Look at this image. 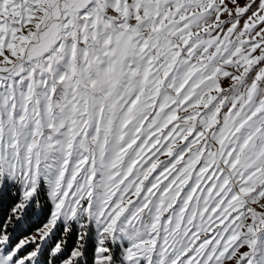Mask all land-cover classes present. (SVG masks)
I'll return each instance as SVG.
<instances>
[{
	"label": "snow or ice",
	"instance_id": "1",
	"mask_svg": "<svg viewBox=\"0 0 264 264\" xmlns=\"http://www.w3.org/2000/svg\"><path fill=\"white\" fill-rule=\"evenodd\" d=\"M0 264H264V0H0Z\"/></svg>",
	"mask_w": 264,
	"mask_h": 264
}]
</instances>
